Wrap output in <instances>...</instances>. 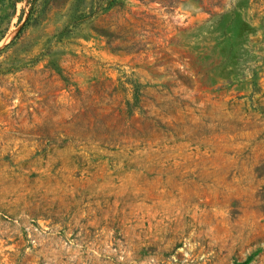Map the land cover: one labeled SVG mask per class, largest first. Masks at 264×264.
Listing matches in <instances>:
<instances>
[{
	"label": "rangeland",
	"instance_id": "1",
	"mask_svg": "<svg viewBox=\"0 0 264 264\" xmlns=\"http://www.w3.org/2000/svg\"><path fill=\"white\" fill-rule=\"evenodd\" d=\"M0 264H264V0H0Z\"/></svg>",
	"mask_w": 264,
	"mask_h": 264
}]
</instances>
